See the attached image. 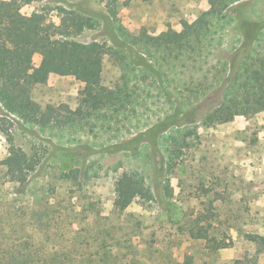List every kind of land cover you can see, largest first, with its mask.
Listing matches in <instances>:
<instances>
[{"label":"rangeland","instance_id":"obj_1","mask_svg":"<svg viewBox=\"0 0 264 264\" xmlns=\"http://www.w3.org/2000/svg\"><path fill=\"white\" fill-rule=\"evenodd\" d=\"M120 4L119 22L126 30L137 34L145 29L153 36L169 28L181 31L183 21L192 23L211 7L209 0H121ZM45 6H63L95 18L96 28L74 40L103 42L118 51L111 40L116 35L113 23L98 0H35L23 7L22 13L31 16ZM228 14L230 24L220 28L223 22L213 28L199 45L201 51L172 57L158 54L150 60L163 71L168 96L161 94L150 76L133 78L125 53L120 52L123 58H105L106 87L115 89L126 80L138 81L149 93L147 106L133 115L113 116L107 122L93 116L88 124L53 125L49 130L9 116L10 134L0 135V161L26 151L41 155V164L22 194L15 193L16 186L0 166V222L6 232L21 236L26 231L32 213L42 209L37 200L46 196L48 183L54 188L47 197H53L52 216L65 212L75 227L94 231L102 227L101 221L95 215L90 219L79 216L82 207L93 203L94 212L111 217L116 179L124 172H138L154 199L147 203L134 200L129 205L127 213L136 216L141 230L132 238V251L124 249L125 244L121 246L123 259L134 257L135 264H264V245L249 239L251 235L264 237V112L252 118L237 116L214 126L204 123L224 86L216 80V70L228 73L222 63L230 66L243 58V24L264 17V0H243ZM50 19L59 23L56 12ZM33 62L39 66L41 56L34 55ZM83 87L74 77L51 74L35 88L34 99L43 107L64 105L75 111ZM0 113H5L1 104ZM157 124L161 125L160 133L154 136L151 129ZM173 127L181 133L175 134ZM189 134L192 136L187 137ZM175 136L184 137L188 144H181L178 163L169 170L167 149ZM70 169H78L81 176L87 170L79 178L80 184L73 178L59 180L58 174ZM116 223L115 219L116 234L121 235ZM54 225L64 227L60 222ZM192 225L207 239H192ZM5 239L2 236L4 244L8 243ZM215 243L226 247L215 251ZM35 264L41 261L35 260Z\"/></svg>","mask_w":264,"mask_h":264},{"label":"trees","instance_id":"obj_2","mask_svg":"<svg viewBox=\"0 0 264 264\" xmlns=\"http://www.w3.org/2000/svg\"><path fill=\"white\" fill-rule=\"evenodd\" d=\"M34 1L0 0V104L5 112L0 113V135L7 137L10 134L9 116H14L30 126H38L41 130H49L53 125L64 128L79 121L88 124L93 116L107 122L108 118L114 119L113 116L126 114L128 117L138 108L146 107L149 93H146L148 91L138 81L126 80L115 89H109L103 84L104 60L107 56L123 58L121 54L125 53V59L135 75L133 78L141 80L150 76L161 94L168 96L165 75L150 60L158 54L172 57L201 51L199 45L203 39L220 23L224 22L220 28L230 24L229 10L243 0H209L210 9L192 23L183 21L181 31L169 28L155 36L145 29L132 34L120 24L121 0H98L104 4L113 23L116 35L111 40L118 51L107 43H82L74 40L86 31L96 28L97 20L93 17L63 6H45L31 16L23 14V7ZM52 12H56L59 23L50 19ZM215 22L217 23L214 24ZM243 26L246 29L244 44L240 49V52H244L243 58L235 59L230 66L221 62L223 70L228 69V73L216 70L215 78L224 86L218 94V102L204 119L207 126L226 123L237 116L252 118L264 112V17L261 20L246 21ZM36 54L41 56L39 66L33 62ZM51 74L71 76L84 85L80 91V105L77 110L73 111L64 105L43 107L36 102L35 88L44 84ZM141 75L144 77H139ZM160 129L161 125L157 124L151 132L157 136ZM173 130L175 134L181 133L179 128L173 127ZM191 136L192 134L187 135ZM172 138L167 149L169 170H173L178 163L181 144H188L184 137ZM40 156L38 153L17 151L0 161L9 182L17 188L16 194H22L27 189L30 176L41 164ZM86 173L87 170L82 176ZM81 174L78 169H70L61 171L58 176L61 181L73 178L80 184ZM47 186L46 196L37 200L42 209L32 213L25 226L26 231L21 236L8 234L5 224L0 222V226H3L0 230V264H35V260H40L41 264L136 263L137 259L134 257L130 259L127 256L123 259L120 252L123 244L124 249L132 251V238L140 229L136 216L127 213L129 205L134 200L147 203L154 199L152 189L141 174L124 172L116 179V197L111 217L94 212L93 203L87 208L82 207L79 216L86 215L87 219H90V215L99 217L102 227H96L94 231L75 227L76 223L71 220V215L65 212L53 217V197H47L54 188L49 183ZM32 203L37 204L34 201ZM115 219L121 235L116 234ZM57 222L64 227L54 225ZM2 236L6 237L8 243H3ZM190 237L195 240L207 239V235H203L202 230L193 225L190 227ZM249 239L258 246L264 245L262 236L251 235ZM225 247L215 243L213 250ZM237 264L245 263L239 261Z\"/></svg>","mask_w":264,"mask_h":264}]
</instances>
